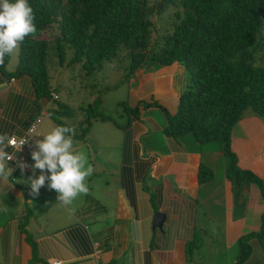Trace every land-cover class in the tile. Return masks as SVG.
<instances>
[{
    "label": "crops",
    "instance_id": "1",
    "mask_svg": "<svg viewBox=\"0 0 264 264\" xmlns=\"http://www.w3.org/2000/svg\"><path fill=\"white\" fill-rule=\"evenodd\" d=\"M0 19H11L5 0ZM17 61V43L0 37V148L41 117L23 149L12 151L23 164L0 156V264H236L244 236L243 264H264L258 183L229 177L222 148L227 161L218 169L205 161L208 144L166 135V114L152 105L175 112L187 85L182 65L138 68L124 123L100 124L105 136L64 139L47 136L53 101L29 76L11 75ZM251 113L232 127L230 149L237 166L264 183V120ZM202 166L212 172L204 182ZM158 212L161 230L152 227Z\"/></svg>",
    "mask_w": 264,
    "mask_h": 264
},
{
    "label": "trees",
    "instance_id": "2",
    "mask_svg": "<svg viewBox=\"0 0 264 264\" xmlns=\"http://www.w3.org/2000/svg\"><path fill=\"white\" fill-rule=\"evenodd\" d=\"M5 2L11 19H0L1 43L18 45V61L11 75L29 76L38 95L53 101L49 113L58 136L84 138L90 119L109 120V116L95 109L100 102L97 97L88 104L92 113L84 114L82 133L74 134L64 125L62 116L69 119L74 113L51 97L49 42L55 44L59 65L64 64L68 48L73 53L69 63H81L86 71L100 68L104 60L123 52L132 73L150 63L164 66L177 62L186 71L187 85L175 112L170 114L152 103L166 114L164 133L172 137L190 134L200 144L221 139L223 152L230 158L227 175L258 183L264 198L263 181L240 169L230 149L232 127L244 110L250 108L264 120V66L254 63L258 50L264 47V0ZM168 10L172 16L169 28L158 29L152 17L160 18ZM211 173L202 166L199 181L208 180ZM247 237L240 238L236 264H243L246 258Z\"/></svg>",
    "mask_w": 264,
    "mask_h": 264
},
{
    "label": "rangeland",
    "instance_id": "3",
    "mask_svg": "<svg viewBox=\"0 0 264 264\" xmlns=\"http://www.w3.org/2000/svg\"><path fill=\"white\" fill-rule=\"evenodd\" d=\"M151 1L155 2L157 0ZM2 5L4 6V3H2ZM171 18L170 10L165 12L160 18H158V16L152 17L153 21L156 22L157 28L161 30L169 28L172 22ZM54 45L53 42L48 43L47 69L49 89L57 94L58 102L66 104L71 112L74 113V116L69 119L62 116L64 125L71 128L74 134L82 133V129L85 127V123L82 121L84 120V114L92 113L88 104H91L97 97H99L100 102L95 109L109 116V121L108 123H104L100 120L95 122L94 119H90V125L92 123L91 126L94 125L95 127L91 135V127L89 126V132L86 130L85 136H100V133L102 136H105L107 131L102 129L103 125L100 124H109L111 128H116L115 125L118 127V124L124 123L127 116L125 112L126 109L131 108L130 106L132 105L130 103H135L133 101L135 98L130 94L131 82H133L135 77H133L134 73L130 72V61L124 52L104 60L100 68L94 71H86L82 68L81 63H69V59L72 57L73 53L72 50L68 48L65 50L66 57L64 64L59 65ZM257 56L256 59L254 58V63L264 66V47L258 50ZM149 89H152V87H149ZM166 105H168V107L170 106L169 104ZM131 110L133 111V109ZM251 112L253 111L247 108L243 111L242 115L247 113L252 114ZM44 120L50 122L51 125L53 124L49 116L45 115L43 117V121ZM95 128L97 129L94 132ZM53 130L54 132L51 130L49 132L50 134L47 136H55V129ZM121 132V129L115 130V134H120ZM263 134L262 132L260 135L263 136ZM204 144H208L207 148L211 149L205 152V161L220 169V158L227 161L226 157L222 155L218 156V154H221V139ZM211 153L212 156H209ZM19 154L20 152L18 151L15 153V155Z\"/></svg>",
    "mask_w": 264,
    "mask_h": 264
},
{
    "label": "built area",
    "instance_id": "4",
    "mask_svg": "<svg viewBox=\"0 0 264 264\" xmlns=\"http://www.w3.org/2000/svg\"><path fill=\"white\" fill-rule=\"evenodd\" d=\"M52 98L57 99L58 96L56 94H52ZM40 122H41V117L36 118V120L29 126L25 135L17 136V137L13 136L9 138L6 142V145L9 147V150H3L0 148V156H2V159L6 161H16L18 163L23 164L24 158L21 156L19 158L15 157L12 151L23 149L27 141V135L32 134L37 129ZM23 168L24 167H22L21 169ZM52 264H60V262L53 261Z\"/></svg>",
    "mask_w": 264,
    "mask_h": 264
},
{
    "label": "water",
    "instance_id": "5",
    "mask_svg": "<svg viewBox=\"0 0 264 264\" xmlns=\"http://www.w3.org/2000/svg\"><path fill=\"white\" fill-rule=\"evenodd\" d=\"M164 218H165V215L163 213H160V212L156 213L154 216L153 224H152L153 229L158 228L161 230Z\"/></svg>",
    "mask_w": 264,
    "mask_h": 264
}]
</instances>
